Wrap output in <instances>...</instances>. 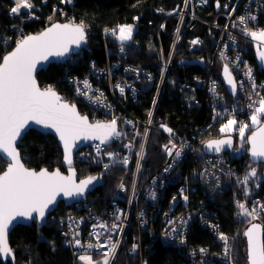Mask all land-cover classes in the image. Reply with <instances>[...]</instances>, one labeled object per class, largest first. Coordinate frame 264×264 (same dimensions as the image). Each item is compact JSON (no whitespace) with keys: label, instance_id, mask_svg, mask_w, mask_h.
I'll return each instance as SVG.
<instances>
[{"label":"trees","instance_id":"1","mask_svg":"<svg viewBox=\"0 0 264 264\" xmlns=\"http://www.w3.org/2000/svg\"><path fill=\"white\" fill-rule=\"evenodd\" d=\"M208 1V9H197V19L192 21L190 29L187 28L183 34L175 52L173 66L166 79L163 93L157 102L151 129L146 139V152L143 160L144 180L151 172L159 171L165 162L161 148L166 138L163 133L159 132V129L162 128L161 125L171 128L175 136L192 133L197 138L195 143L206 137L203 130L209 124L210 109L204 91L196 89L192 80L194 76H205L212 69L219 78V72L224 65L221 59L216 58L220 47L218 48L216 39H214V36L217 38L220 35L221 30L212 24L217 22L223 25L224 18L215 21L217 18L214 8L215 0ZM30 2L34 5L30 11L12 15L10 9L14 6V1L0 0V62L3 56L20 41L18 37L21 35L23 38L29 34H36L53 22L78 25L83 22L84 30L87 33V48L78 57L73 56L70 63L67 61L64 65L53 64L39 72L37 81L40 87H50L59 91L64 100L77 107L81 115L93 117L94 112L91 109L74 99L73 90L69 84L71 77L89 76L96 86L103 89L108 102L112 104L115 111L125 118L140 123L139 129L142 133L144 123L147 122L148 112L156 98V82L148 92L141 91L136 99L130 97L120 99L116 93L112 95L108 90L110 80L112 84L118 81L121 78V69L115 71L110 77V71L116 63H107L106 46L111 49L113 54L123 49L125 56L120 59L123 65L151 70L157 75L156 66L160 63V50L163 49L167 54L173 38V30L177 24V17L171 16L172 12L182 7L183 0H71V3H62V0H30ZM222 2L223 0H220L221 5ZM234 2L235 0H231L229 10L232 9ZM162 21H165L164 30L161 28ZM123 25H131L133 28L132 40L126 44L118 42L113 34L118 27ZM135 26H137L136 32L134 31ZM260 29H264V13L251 32ZM109 31L111 34L106 35ZM103 33H105V37ZM196 37H199L201 42L197 46H193L191 42ZM248 56L254 65L256 61L253 47H250ZM112 57H109L112 61H118V59H114L116 57ZM183 59H202L205 67L201 69L197 66L180 65L179 62ZM92 66L94 71L91 70ZM92 72L97 79L92 75ZM157 127L160 128L157 129ZM253 127L255 126L250 125V128L253 129ZM250 128L246 129L243 139L234 134L233 130L224 135L235 138L239 144L241 140L243 141L244 149L239 152L240 155L234 159L232 164L234 175L243 180L250 169L255 168L257 175L250 177L247 182L248 196L258 198L263 203L260 209L262 224L249 216H244L242 230L237 241L235 264H249L248 255L243 252L242 236L252 223L262 227V245L264 246V170L260 169L262 166L253 165L248 161L245 138L252 130ZM212 136H216V134L213 133ZM18 149L27 168L34 170L59 168L64 171L61 166V151L51 135H43L31 130L23 137ZM107 149H110L109 145ZM186 161L187 163L180 167L181 174L186 171L189 173V166L186 164L194 165V162L190 163L188 159ZM88 164V162H74L79 178L94 175L101 178L100 186L87 197L88 207L93 211L108 209L109 197L120 180L124 177L127 180L130 178L132 170L126 174L124 165L117 163L106 162L107 168ZM6 165L7 163L0 158V172L5 169ZM182 179L180 178V182ZM254 179L259 182L252 184L251 180ZM175 189L174 186L167 188L164 201ZM239 189L244 194V184L240 183ZM235 191V189L233 191L228 189L221 195L217 193L213 196L214 198L208 197L200 191L188 192L189 206L194 207L199 211V214L206 213L215 228L229 234L237 228V223L233 221V215L236 212L234 200H238ZM56 209L58 213L62 214L76 213L73 207H65L63 204H60ZM133 215L134 218H137V211H134ZM138 226V219H136L134 227L131 229L132 235L125 238L114 264H191V258L185 254V250L172 248L159 241L154 242L147 234L141 236ZM155 230L157 232L156 224ZM137 237L141 240L140 250L132 256L130 254L132 241ZM186 237L187 248L190 249L218 250L220 247L215 241L213 229L208 225L192 223ZM9 244L14 252L15 264H80L70 248L62 245L58 223L51 217L40 229L35 224L15 227L9 236ZM93 257L98 258L97 256ZM0 264H4L2 260H0Z\"/></svg>","mask_w":264,"mask_h":264},{"label":"built area","instance_id":"2","mask_svg":"<svg viewBox=\"0 0 264 264\" xmlns=\"http://www.w3.org/2000/svg\"><path fill=\"white\" fill-rule=\"evenodd\" d=\"M208 2V0H187L186 3L183 0L182 7L178 12H172L171 16L177 17V24L173 30V38L171 39L167 54L164 53L163 49L160 50V63L156 66L157 75L151 70H145L132 65H123L120 59L124 58L125 52L118 50L116 54H113L111 53V49L106 46L108 52L107 63H116L110 71V77L115 71L121 69V78L113 84L110 80L108 90L112 95L116 93L120 99H126L127 97L136 99L141 91L143 93L148 92L156 82V98L148 112L147 122L144 123L142 133L139 129L140 123L130 118H125L115 111L112 104L108 102L103 89L96 86L89 76H84L83 78L71 77L69 80L74 97L97 114L93 117L87 116L89 122L108 123L112 119H116L117 131L120 133L119 136H115L111 140L109 144L110 149L106 150L108 145L94 141L76 152L74 162H88L90 166L103 168L106 162H116L117 164L121 163L126 166V174L132 170L130 178L127 180L124 177L120 180L109 197L108 209H99V211L89 209L87 198L84 202L71 206L75 209L76 213L60 215L56 209L47 217V220L51 217L57 221L62 245L70 248L74 256L89 254L104 259L103 253L108 251L112 244H115V254H110L109 256L110 264H114L123 247L125 238L128 235H132L131 229L134 227L136 219H138V231L141 236L147 234L154 242L159 241L172 248L185 250V254L191 258V264H235L236 245L244 219V216L240 215V209L237 207L238 202L244 203L249 211L255 208L256 218L253 220L262 224L260 218L262 201L248 195L245 196V194L240 192L239 185L242 180L240 179L241 177L234 175L232 167L234 159L244 149L243 141L241 140L239 144L234 138L235 144L233 148L217 155H207L202 151V148L203 144L207 140L212 139V137L219 138L226 134L222 133L220 129L227 123L228 119H235L237 121V124L233 127V132L237 136H240L239 126L241 122L247 123L249 125L248 128H250V116L255 107L259 106L260 99L264 97V68L252 64L248 56L251 38L250 34H246L245 32V28L250 33L257 26L258 19L256 22V19L252 20L250 18L252 16L257 18L264 11V9H259V7L264 5V0H235L231 10H229L231 0H223L221 5L222 11L217 14L216 20L224 18V23L223 25L217 22L212 23L216 28L221 30L216 40L218 48L220 47L216 58L221 59L232 73L237 85L236 96L228 95L213 69L205 76H194L192 81H195V86H193L200 91H204L210 109L209 124L203 130L206 137L201 138L195 143L197 138L192 133L190 135L177 134V136H170L162 128L157 127V129L160 128L159 132L163 133L166 138L161 148V154L165 162L159 171L155 170L151 172L147 175L146 180H144L143 160L146 152V139L151 129L157 102L163 93L166 79L173 66L175 52L183 38V34L187 28L190 29L192 21L197 19L196 10H207L209 7ZM225 5L228 7L225 8ZM240 17L245 18L244 24L240 23ZM164 22L162 21L161 23L162 30H164ZM134 31H137V26L134 27ZM109 34H111L110 31L106 33V35ZM103 35L105 37V33ZM21 39L22 35L18 37V40ZM193 40L201 42L199 37ZM198 44L195 45L197 46ZM86 48L87 45L75 56L78 57ZM110 56L112 58L116 57L114 59H118V61H112L109 58ZM71 60H69V63ZM91 70L94 71L93 66ZM249 70H251V79H249L248 75ZM92 75L94 76L93 72ZM94 77L96 78V76ZM85 81L89 85L88 88H85ZM121 88H123V93H121ZM55 91L59 93V91ZM61 96L64 100L63 95ZM66 102L70 103L69 101ZM149 113H151V116H149ZM213 133L217 137L212 136ZM171 144L176 145L175 151L181 152L179 157L175 155L169 156L164 150L165 145L171 147ZM141 145H143V158L138 155L141 152ZM109 153L112 154L111 158L108 155ZM186 159L190 163L194 162V165L186 164L189 166V173L186 171L181 174L180 167L182 164L187 163ZM138 163L139 169L137 168ZM180 178H183L181 182ZM170 186H174L176 189L164 201L167 188ZM228 189L231 191L235 189V194L238 198V200H234L236 212L233 215V221L237 223V228L233 232L226 234L217 227H214V223L210 221V217L206 213L204 215L199 214V211L189 206L190 199L187 193L200 191L202 194L205 193L208 197L214 198L213 196L217 193L221 195ZM153 193L155 194L154 197ZM174 197L175 199H173ZM185 197H187L186 200ZM134 211H137V218H134ZM192 223H198L202 226L208 225L209 228H212L215 241L220 246L219 249H206L207 251L201 252L200 250L205 248H198L196 250L187 248L186 235ZM100 224H104L105 227H99ZM113 224L117 225L115 229L112 227ZM173 229H176V231H173ZM221 233L228 238L227 256L225 255V242L219 239ZM77 239L80 240L81 247L74 246ZM89 243L97 247L89 249L87 248ZM100 244L107 245V247H99L98 245ZM133 245L136 246L135 249H133ZM140 245L141 240L138 237L134 238L130 251L132 256L138 253Z\"/></svg>","mask_w":264,"mask_h":264},{"label":"snow or ice","instance_id":"3","mask_svg":"<svg viewBox=\"0 0 264 264\" xmlns=\"http://www.w3.org/2000/svg\"><path fill=\"white\" fill-rule=\"evenodd\" d=\"M64 2L71 3V0H64ZM185 2L187 3V0ZM14 4L15 6L10 9L12 14H18L21 9L30 10L34 7L30 0H14ZM216 6L220 7L219 0H217ZM224 7L227 8L228 6L225 5ZM250 19L255 20L256 17L252 16ZM239 20L241 24L245 23L244 17H240ZM84 28L83 22L79 25L54 24L38 35L23 37L15 49L5 55L2 63H0V153L7 157L5 161L7 169L0 175V258L13 256L8 245L7 235L10 225L18 217L26 220L36 219L33 217V213H37L38 218L42 220L45 216V210L55 202L59 193L68 197L83 196L89 185L97 179L96 177H88L77 184L73 180L74 173L65 177L59 171L50 173L46 169H41L39 172L26 169L20 162V155L15 147V142L29 121L56 132L64 146L65 162L69 165L72 163V146L77 139L99 140L101 144H104L113 136L120 135L117 131L116 119H112L108 123L90 124L87 117L77 114L75 105L61 102V97L52 88L49 87L42 91L37 87L33 75L37 69V64L47 60L49 56H64L69 51L70 45L79 47L81 42L85 40ZM245 32L250 34L253 40L264 43V31L248 33L247 28H245ZM132 36L133 28L131 25L119 27L117 38L120 41L131 40ZM191 43L195 45L199 41L193 40ZM258 56L260 61L264 62V51H259ZM224 75L235 94L236 85L227 66L224 68ZM248 75L251 79V70H249ZM84 83L85 88H88L87 81ZM120 90L123 93V88ZM262 116H264V97L260 99L259 106L255 107L250 116L251 125L258 126L256 131L247 137V142L251 145L250 154L254 160H264V123L261 122ZM236 124L235 119H228L220 131L222 133L231 132ZM161 127L170 136L174 135L171 128L166 125H161ZM248 127L247 123H240L239 135L242 139L245 137V131ZM225 145L232 146L231 138L212 139L205 143L208 150L214 149L217 153ZM175 149V144H171V147L169 145L164 146V150L169 156L179 157L181 152L175 151ZM108 155L111 158L112 154L109 153ZM138 155L143 158V145H141V152ZM107 167L108 165H105V168ZM137 168L139 169V163ZM256 175V169L251 168L241 181L245 186V196L248 195L247 182L249 178ZM154 195L153 193V197ZM186 199L187 197H185ZM237 207L240 209V215L250 216L252 219L256 218L255 208L249 211L244 203L239 202ZM99 227L104 228L105 225L100 224ZM112 227L115 229L117 225L113 224ZM258 232V225H252L245 232V236L248 238L249 264H264V246L259 241ZM219 239L225 242V255L227 256L228 238L221 233ZM74 246L81 247L80 240H75ZM98 246L107 247L103 244ZM94 247L97 246L91 243L87 245L89 249ZM135 247L133 245V249ZM115 249L116 245L112 244L111 248L103 253L102 264H110L109 256L115 254ZM200 251L205 252L207 250L201 249ZM79 260L83 264H99V262H94L90 255L81 254Z\"/></svg>","mask_w":264,"mask_h":264},{"label":"water","instance_id":"4","mask_svg":"<svg viewBox=\"0 0 264 264\" xmlns=\"http://www.w3.org/2000/svg\"><path fill=\"white\" fill-rule=\"evenodd\" d=\"M219 4H220V0H219ZM217 0H215L214 2V8H215V11L218 12L220 7H221V4H220V7L218 8L217 6ZM178 11V8L174 10V13H176ZM54 24H71V25H78V24H72V23H67V22H53L51 23L49 26H46L43 30H41L40 32L36 33V34H29V35H38L39 33L41 32H44L46 31L47 29L51 28ZM85 31V30H84ZM27 35V36H29ZM26 37V36H25ZM19 43V42H18ZM17 45V43H16ZM16 45H14L12 47V49L10 51H8L5 55H7L8 53H10L11 51H13L16 47ZM87 45V33L85 31V40L83 42H81L80 46L79 47H76L75 45H70L69 46V51L62 57H58V56H49L47 60L45 61H41L40 63L37 64V69L36 71L33 73L35 79H36V83H37V87H39L42 91L45 90L46 88H42L40 87L38 81H37V74L41 71H44L46 70L50 65H63L65 62L69 61L71 56L72 55H77L83 48H85ZM4 55V56H5ZM3 56V57H4ZM3 61V58L1 60L0 63H2ZM180 65H185V66H190V67H194V66H197V67H200L201 69H203L205 67L204 65V61L202 59H183L182 61L179 62ZM226 65H223L220 73H219V79L224 87V89L226 90V92L228 93L229 96H236V93L234 94L232 92V88L231 86L229 85V83L227 82V80L225 79V75H224V68H225ZM230 72V71H229ZM231 73V72H230ZM231 76L233 78V81L236 85V82H235V79L231 73ZM236 89H237V85H236ZM55 91V90H54ZM56 92V91H55ZM56 94L61 97V102L63 103H67L66 101H64L62 99V96L56 92ZM69 105H71L70 103H67ZM76 108V112L77 114L81 115L77 109V107L75 106ZM83 116V115H81ZM84 117H87V116H84ZM88 118V117H87ZM89 119V118H88ZM89 122V120H88ZM90 124H95V123H91L89 122ZM262 123H264V117H263V120H262ZM258 126L254 127L247 135H246V147H247V157H248V161L253 164V165H264V160H260V159H256L254 160L252 157H251V145L247 142V137L250 136L252 134L253 131H256ZM31 130H34L38 133H41L43 135H51L52 137H54V139L56 140L57 144H58V147L61 151V154H62V160H61V166L62 168L64 169V171L62 172L59 168H55L54 170H48L47 168H42V169H46L48 170L50 173L51 172H56V171H59L60 174L62 176H69L70 173H74V176H73V180L75 183H79L81 180H84V179H87L88 177H96L97 179L93 181V184L89 185V187L85 190V193L83 196H71V197H68V196H65L63 193H59L57 196H56V199H55V202L52 204V205H49V208L45 210V216L44 218L41 220L38 218V214L37 213H33V217H36V219H24V218H17L16 221L13 222L12 225H10L9 227V230H8V235H7V240H8V245H9V248L11 249V246L9 244V236L11 234V232L15 229V227L17 226H31L32 224H35L37 228H42L46 221H47V217L52 214L56 208L60 205V204H63L65 207H71L72 205L76 204V203H79V202H84L88 195L90 193H92L98 186H100L101 184V178L94 175V176H87L85 178H79L78 177V174L76 172V169H75V166H74V155L76 154L77 151L85 148L86 146H88L90 143L94 142V141H97V142H100L99 140H93V139H77L73 146H72V152H71V159H72V163L71 165H69L68 163L65 162V159H64V146H63V143L61 142V140L59 139V136L56 134V132L53 130V129H46V128H43L41 125H37L35 124L34 122L32 121H29L28 125L22 130V133L21 135L17 138L16 142H15V147L17 149V152L19 153L20 155V162L24 165V167L26 169H29V170H32V171H36V172H39L41 169L39 170H34V169H30V168H27L25 166V164L23 163L22 159H21V154H20V151L18 149V145L20 144L21 140L23 139V137L28 133L30 132ZM115 136H113L112 138H110L106 143H104L103 145H109L111 143V140L114 138ZM231 138L232 140V146L231 147H228L227 145L223 146L221 151L219 153H222V152H225V151H229L233 148L234 144H235V139L231 136H221L219 138H215V139H229ZM209 140H212V139H209ZM208 141V140H207ZM206 141V142H207ZM205 142V143H206ZM205 143L203 145V151L205 154L207 155H217L219 153L215 152V150H208L206 147H205ZM0 158L3 160V161H6L7 160V157L5 156V154L3 153H0ZM7 169V165L5 166V169L0 172V175L3 174L4 171H6ZM252 225H258V224H255V223H252ZM252 225H250V227H252ZM259 226V232H258V237H259V241L262 245V227L260 225ZM248 227V229L250 228ZM247 229V230H248ZM246 230V231H247ZM245 231V232H246ZM245 232H244V236H245ZM246 240H247V244H248V238L247 236H245ZM263 246V245H262ZM12 250V249H11ZM13 252V251H12ZM247 255H248V245H247ZM14 257V252H13V256L12 257H7V258H0V260H2V262L5 264L7 262H10L12 264H15V257Z\"/></svg>","mask_w":264,"mask_h":264},{"label":"rangeland","instance_id":"5","mask_svg":"<svg viewBox=\"0 0 264 264\" xmlns=\"http://www.w3.org/2000/svg\"><path fill=\"white\" fill-rule=\"evenodd\" d=\"M14 1V0H13ZM62 3H66V2H64V0H62ZM14 6H15V4H14ZM259 9H264V5L263 6H261V7H259ZM31 10V9H30ZM30 10H27V9H21L20 10V12H22V11H30ZM220 11H222V7H220V9H219V11L217 12V14L220 12ZM263 13V12H262ZM262 13H260L259 14V17H257L256 18V22H257V19H258V22H259V19H260V17H261V15H262ZM12 14V13H11ZM12 15H15V14H12ZM216 20V19H215ZM124 26V25H123ZM118 35H119V27H118V29H117V31L115 32V37H116V39H117V41L118 42H120V43H124V44H126V43H129L131 40H128V41H120L117 37H118ZM214 39H216L217 40V38L214 36ZM259 43H261V42H259ZM224 63V62H223ZM261 68H263V67H261ZM74 99H76L75 97H74ZM77 100V99H76ZM94 115H97L96 114V112L94 113ZM261 122H262V120H261ZM245 146H246V143H245ZM245 151V150H244ZM246 152V151H245ZM262 166V168H260V169H262V170H264V166L263 165H260V167ZM255 182H259L258 180H256V179H254V180H251V183L253 184V183H255ZM60 215H63L62 213H60ZM64 215H67V214H64ZM263 217H264V208H263ZM243 225V224H242ZM241 233V232H240ZM240 236V235H239ZM60 239H61V236H60ZM242 241H243V252H246V255H247V240H246V238H245V236L243 235L242 236ZM61 243H62V239H61ZM236 248H237V245H236ZM89 255V254H88ZM80 256V255H79ZM79 256H74L75 258H77V260H78V262L80 263V264H83V262L82 261H80L79 260ZM91 257H92V259H93V261L94 262H99V264H102V262H103V258L102 257H98V258H95V257H93L92 255H90ZM110 261V260H109Z\"/></svg>","mask_w":264,"mask_h":264},{"label":"crops","instance_id":"6","mask_svg":"<svg viewBox=\"0 0 264 264\" xmlns=\"http://www.w3.org/2000/svg\"><path fill=\"white\" fill-rule=\"evenodd\" d=\"M260 31H264V29L256 30L254 32H260ZM252 41H253V45H254V47L253 46L252 47H253V51H254L255 60H256L259 67L264 68V62L260 61L259 56H258L259 51H264V43H259L260 41L253 40V39H252Z\"/></svg>","mask_w":264,"mask_h":264},{"label":"bare ground","instance_id":"7","mask_svg":"<svg viewBox=\"0 0 264 264\" xmlns=\"http://www.w3.org/2000/svg\"><path fill=\"white\" fill-rule=\"evenodd\" d=\"M175 17V16H174ZM250 38H251V35H250ZM257 44V43H256ZM252 46L254 47V45H253V41H252V38H251V44H250V47L252 48ZM249 47V48H250ZM73 56H75V55H72L71 57H73ZM71 59V58H70ZM66 63V62H65ZM64 63V64H65ZM63 64V65H64ZM193 85L195 86V81L193 82ZM210 94H211V92H210ZM256 127V126H255ZM254 128V127H253ZM116 163V162H115ZM119 164H121V163H119ZM121 165H124V164H121ZM124 167H125V169H124V172L126 171V166L124 165Z\"/></svg>","mask_w":264,"mask_h":264},{"label":"flooded vegetation","instance_id":"8","mask_svg":"<svg viewBox=\"0 0 264 264\" xmlns=\"http://www.w3.org/2000/svg\"><path fill=\"white\" fill-rule=\"evenodd\" d=\"M256 61V60H255ZM257 65V62L255 63ZM62 171V170H61ZM63 172V171H62Z\"/></svg>","mask_w":264,"mask_h":264},{"label":"clouds","instance_id":"9","mask_svg":"<svg viewBox=\"0 0 264 264\" xmlns=\"http://www.w3.org/2000/svg\"><path fill=\"white\" fill-rule=\"evenodd\" d=\"M258 65V64H257ZM244 235V234H243Z\"/></svg>","mask_w":264,"mask_h":264}]
</instances>
